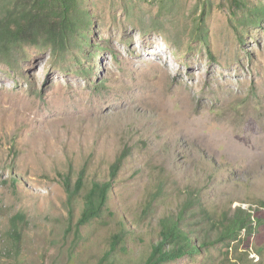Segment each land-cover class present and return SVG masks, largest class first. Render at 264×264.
Here are the masks:
<instances>
[{"label": "rangeland", "instance_id": "obj_1", "mask_svg": "<svg viewBox=\"0 0 264 264\" xmlns=\"http://www.w3.org/2000/svg\"><path fill=\"white\" fill-rule=\"evenodd\" d=\"M81 5L92 22L82 39L0 60V264L13 261V226L24 264H101L122 231L109 262L145 264L161 221L185 208L184 233L211 244L166 264L262 260L264 0H208L206 44L200 0ZM106 183L103 208L78 229ZM238 209H259L250 255L218 240L215 224Z\"/></svg>", "mask_w": 264, "mask_h": 264}, {"label": "trees", "instance_id": "obj_2", "mask_svg": "<svg viewBox=\"0 0 264 264\" xmlns=\"http://www.w3.org/2000/svg\"><path fill=\"white\" fill-rule=\"evenodd\" d=\"M81 1L0 0V60L12 65L13 52L24 46H41L61 50L72 40L82 39V33L90 29L92 22L81 5ZM230 3L234 10L242 9L243 0H230ZM200 4L202 12L197 21L196 31L200 33V38L206 44L208 38L205 36L207 28L205 19L208 11V0H200ZM251 12L249 11V13ZM256 17L258 16L256 15ZM126 158V153H123L113 165V176L117 174ZM83 179L84 176H81L78 180L75 188L76 192L81 191L83 188ZM111 185V183L93 185V189L87 197L86 207L79 221L78 229L89 222L92 217L99 214L107 200ZM65 187L67 191H70L68 184ZM192 199L190 198V201ZM187 204V206L193 205L192 202H187ZM259 209H262L264 217V204H261ZM259 209H256L253 214L238 209L231 220H224V223L227 222L226 225L220 222L218 226L215 224L218 229L223 228L218 240L224 243V246H230L233 243L239 245L241 243L247 249L246 253L250 255L252 235H257L258 221L261 220L260 213H257ZM185 212L186 208L175 220L166 218L161 221L160 241L153 245L145 264H166L182 259L187 255L195 256L200 250L211 244L203 241L200 246H197L184 233L181 225L185 218ZM17 217V219H22L23 215ZM13 227V237L10 239V251L12 252L13 261L4 262L3 264H24L21 261L23 232L16 226ZM125 235V232L122 231L114 236L111 242V250L106 254L101 264H111L109 260L118 245L123 242ZM256 253L262 256L263 259L260 258L259 260L261 264H264V249L258 250ZM260 261L255 262V264L260 263ZM231 264H243V262Z\"/></svg>", "mask_w": 264, "mask_h": 264}, {"label": "bare ground", "instance_id": "obj_3", "mask_svg": "<svg viewBox=\"0 0 264 264\" xmlns=\"http://www.w3.org/2000/svg\"><path fill=\"white\" fill-rule=\"evenodd\" d=\"M149 53H151L152 55H155V56L157 55L155 49H151V50L149 51ZM192 69H193V72L191 71L190 74H194V75H195L196 73H195L194 67H192L191 70H192ZM212 74H213V73H212ZM194 75H193V76H194Z\"/></svg>", "mask_w": 264, "mask_h": 264}]
</instances>
